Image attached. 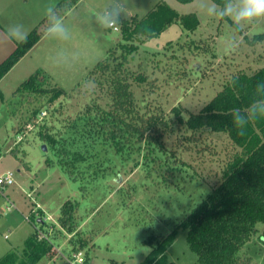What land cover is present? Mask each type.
I'll use <instances>...</instances> for the list:
<instances>
[{"label": "rangeland", "instance_id": "1", "mask_svg": "<svg viewBox=\"0 0 264 264\" xmlns=\"http://www.w3.org/2000/svg\"><path fill=\"white\" fill-rule=\"evenodd\" d=\"M0 1L16 23L23 25V32L33 24L41 30L49 9L52 12L58 9L57 17L69 30L67 40L45 35L38 49L0 86V176L11 172L15 180L14 185L0 190V264H23L26 241L37 232L42 233L40 239L47 241L44 230L56 231L55 246L50 257L38 264H70L72 254L77 251L87 264H141L152 250L149 241L167 237L178 229L184 215L214 187L217 171L214 165L209 160L201 163L196 155L178 151L193 168L186 171V180L176 172L171 184L166 178L170 168L160 162L146 165L145 152L132 159L119 156L118 160L109 154V164L102 167V170L108 169L109 165L108 175L93 180L73 179L59 165L55 151L44 149L36 131L41 124L52 127L53 121L59 120L64 126L77 124L76 138L86 139L84 114L93 102V92L92 87L85 85L78 88V83L111 48L123 43L120 25L104 28L97 20L98 14L120 8L121 18H143L160 0ZM166 2L180 15L196 14L200 25L195 33L173 25L141 45L130 57V69L136 73L142 66L148 79L156 83L154 87L147 82L135 84L134 90L145 104L160 105L168 115L175 107L185 116L198 113L216 96L223 77L228 79L231 71L264 68V41L250 43L264 34V20L253 21L237 31L230 19H212L206 15L205 0ZM207 6L215 7L216 3L207 0ZM30 30L31 27L27 33ZM198 40L209 41L210 51L201 53L195 49ZM236 45L234 52L225 54L227 47ZM34 64L48 66L54 74V85L64 91L65 95L56 102L48 103L49 96L37 101V94L32 92L15 94L33 76ZM46 88L53 89L48 85ZM35 110L48 112L46 119L34 118ZM69 127L67 135L72 133ZM208 135L213 139L222 138V135ZM21 137L24 140L19 143ZM175 137L165 139L170 150L174 148ZM13 148L19 154L25 151L26 156L22 157L21 153L16 158L10 154ZM114 161L117 162L113 164ZM88 165L79 164L83 169L89 168ZM194 168L199 174H195ZM174 171L178 170L170 173ZM67 201L78 209L77 228L72 234L65 229L58 231L62 229L59 218ZM258 228L244 253L252 256L256 264H264V226L259 224ZM8 255L11 256L5 258ZM167 255L176 264H198L184 229L177 230Z\"/></svg>", "mask_w": 264, "mask_h": 264}, {"label": "trees", "instance_id": "2", "mask_svg": "<svg viewBox=\"0 0 264 264\" xmlns=\"http://www.w3.org/2000/svg\"><path fill=\"white\" fill-rule=\"evenodd\" d=\"M213 1L218 5L223 3V0ZM53 13L57 17L58 9ZM48 23L49 16L44 19L41 30L35 28L27 35L26 42L16 44L14 53L0 66V80L45 36ZM118 24L123 43L111 48L77 86L92 87L93 92V102L84 114L86 139L78 141L76 138L74 129L77 124L64 126L59 120L53 121L52 127L41 124L36 136L46 148L55 151L59 165L73 179L93 180L108 175L109 165L108 169L102 170V167L109 164V154L118 160L119 156L132 159L145 152L146 165L160 162L170 168L166 175L170 183L176 172L186 180V171L193 168L176 152L196 155V160L201 163L209 160L217 170L214 187L211 186L207 196L184 215L178 229L187 231V242L197 255L198 264H256L253 257L244 252L259 232L258 225L264 226V117L250 121L245 135L240 136L230 113L233 108L244 110L254 99L264 98V90L255 87L257 81H264V68L250 72L237 68L231 71L228 79V76L223 77L216 96L198 113L185 116L180 108L175 107L168 115L160 105H147L139 99L135 84L147 82L154 87L156 83L148 79L149 75L142 66L136 73L131 70L130 57L141 45L159 37L173 25H180L187 33H195L200 25L197 15H180L166 0H160L143 18H120ZM256 41H264V34L256 36L250 43ZM195 49L207 53L210 42L198 40ZM54 84L50 76L39 70L22 83L15 94L32 92L37 94V101L49 96L47 102L54 103L65 95ZM46 85L53 89L49 90ZM42 112L35 110L34 118ZM45 117L41 120L44 121ZM68 127L72 130L69 135ZM209 133L222 135V138H210ZM173 135H176L175 145L170 150L165 139ZM19 140V143L23 142L24 137ZM21 153L22 157L26 156L25 151ZM10 154L16 158L20 155L16 148L11 149ZM81 163H88L93 170L81 168ZM172 170L178 171L170 173ZM193 170L199 174L197 168ZM71 204L67 201L63 205L59 218L62 229L58 231L65 229L68 234L77 228L78 209ZM40 223L45 225L44 220ZM178 229L167 237L151 239L152 250L141 264H176L169 260L167 251L173 245ZM43 232L47 241L40 239L39 232L26 241V261L24 259L23 264H38L50 257L56 231ZM87 263L84 258V264Z\"/></svg>", "mask_w": 264, "mask_h": 264}, {"label": "clouds", "instance_id": "3", "mask_svg": "<svg viewBox=\"0 0 264 264\" xmlns=\"http://www.w3.org/2000/svg\"><path fill=\"white\" fill-rule=\"evenodd\" d=\"M204 13L212 19H230L237 31L242 30L244 25H250L253 21L264 20V0H223V3L215 7L207 6L205 0ZM49 23L45 29V35L60 40L69 38V30L63 22L55 16L52 9L48 10ZM123 10L120 8H111L105 10L103 14H98L97 20L104 28H112L120 22ZM4 41L7 43L26 42L27 35L23 32V25H10L3 34ZM236 46L227 47L225 54H231L236 50ZM257 90H264V81H257L255 84ZM232 122L237 129V134L245 135L248 123L259 117H264V98L254 99L252 103L244 110L239 107L231 110Z\"/></svg>", "mask_w": 264, "mask_h": 264}, {"label": "crops", "instance_id": "4", "mask_svg": "<svg viewBox=\"0 0 264 264\" xmlns=\"http://www.w3.org/2000/svg\"><path fill=\"white\" fill-rule=\"evenodd\" d=\"M1 2V1H0ZM24 2H28L24 0ZM18 24L16 23L15 18H13L10 14L7 12V8H5V5L0 4V66L14 53L16 49V44L14 43H7L4 41L3 33L7 31L8 27L10 25ZM31 27V30L27 33V30ZM24 33L29 34L32 30H34L35 27L34 24L30 25ZM39 29V28H38ZM44 38H42L39 43L25 56L23 57L1 80H0V86L3 82H5L10 76H12L16 70L19 68V66L26 60L27 56L30 55L34 50L36 51L38 47L42 44ZM51 59V57L49 58ZM48 59V60H49ZM61 59V57H59ZM33 66V72L31 71L32 75L35 74L37 71L42 70L44 71L48 76L51 77V79L55 81L54 74L50 72L48 66H42L39 64H34ZM47 67V68H46ZM49 71H48V70Z\"/></svg>", "mask_w": 264, "mask_h": 264}, {"label": "built area", "instance_id": "5", "mask_svg": "<svg viewBox=\"0 0 264 264\" xmlns=\"http://www.w3.org/2000/svg\"><path fill=\"white\" fill-rule=\"evenodd\" d=\"M116 26H113V28H115ZM47 115V113L45 111H43L40 115V120L43 119L45 116ZM15 184V180H14V174L11 172H7L5 174H3L2 176H0V188L2 189V191ZM12 208V206L10 205L9 210ZM42 233L39 232L40 238L42 237L41 235ZM44 237V236H43ZM45 238V237H44ZM70 264H84V257L82 256V253H73L70 260H69Z\"/></svg>", "mask_w": 264, "mask_h": 264}, {"label": "water", "instance_id": "6", "mask_svg": "<svg viewBox=\"0 0 264 264\" xmlns=\"http://www.w3.org/2000/svg\"><path fill=\"white\" fill-rule=\"evenodd\" d=\"M44 149L46 150V146H44Z\"/></svg>", "mask_w": 264, "mask_h": 264}]
</instances>
